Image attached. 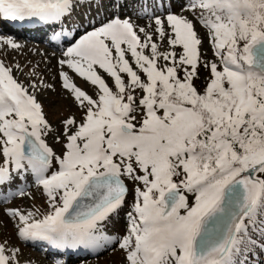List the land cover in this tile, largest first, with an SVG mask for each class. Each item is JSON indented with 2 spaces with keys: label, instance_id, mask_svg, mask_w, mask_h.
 <instances>
[{
  "label": "snow or ice",
  "instance_id": "1",
  "mask_svg": "<svg viewBox=\"0 0 264 264\" xmlns=\"http://www.w3.org/2000/svg\"><path fill=\"white\" fill-rule=\"evenodd\" d=\"M93 3L104 7V0H0V22H62L77 4ZM136 3L159 39L181 51L161 52L152 32L116 14L77 39L59 63L92 93L59 73L82 110L54 138L60 155L42 139L52 132L42 105L0 64V194L13 174L30 173L51 209L35 220L7 214L19 218L21 240L45 241L61 254L118 245L125 264H248L250 248L264 251L253 239L264 241V0L181 5L206 29L213 61L204 59L193 21L171 12L162 19L148 0ZM0 43L20 47L10 37ZM201 66L208 76L198 88ZM125 179L133 200L117 238L103 227L124 206ZM14 259L0 244V264Z\"/></svg>",
  "mask_w": 264,
  "mask_h": 264
},
{
  "label": "rangeland",
  "instance_id": "2",
  "mask_svg": "<svg viewBox=\"0 0 264 264\" xmlns=\"http://www.w3.org/2000/svg\"><path fill=\"white\" fill-rule=\"evenodd\" d=\"M117 1H120V3L117 4L122 5L121 7H113V0L104 3V7L100 9H97L95 3L91 6L88 4H84L82 6L77 4L72 10L68 26L71 25L73 26L71 27L73 30L80 31V29L92 24H98L100 22L103 23L104 18L110 15H127L130 22L137 26V31L139 28H145L147 31L153 33V41L157 43L158 49L161 52L174 50L179 53L181 51L179 47L170 49L166 39L164 41L159 39L153 31L155 27L154 20L143 18L144 12L140 10V5H138L139 10H136V4L132 6L131 2H126L125 0ZM179 2L184 4L186 0H162L161 5L148 3V11L155 16H160L165 12H171L172 14L193 21L196 32L203 40V44L200 46V51L204 59L209 61L215 60V57L210 50L208 40L206 39V29H204L200 23L194 19L193 13L189 11H182ZM198 11L199 10H197V12ZM137 13H139V15ZM165 17V15L161 16L162 19ZM163 26L165 31L170 32L166 19L163 20ZM142 35L143 34H141V37ZM20 36L28 37L27 35ZM41 39L43 38H40V40ZM21 41L15 40L14 42L19 45L23 44L22 42H25ZM27 44L31 45L27 47V51L33 55L25 53V50L21 48H11L14 56H23L22 58H17L15 60L17 63L14 61L13 56L5 54L7 46L1 43L0 56L9 64L7 65L10 66L8 68L12 70L11 74L13 78L28 89L32 95L36 96L37 101L42 105L45 117L52 129L51 134L43 136L42 139H44L47 145L52 148L57 155H60L62 152V146L57 143L54 138L62 130L63 120L69 117H74L77 122H79L82 118V110L73 101L71 95L62 87V84H59L57 73H60L61 71L65 72L73 83L81 87L83 90L88 91L89 94L92 93V89L86 86L81 78L76 76V74L68 69L66 65L62 66L59 63L61 60L68 59V57L64 56V52L66 50H62L59 54H54L52 50L46 49V47L42 44ZM40 48H45L43 49V57L41 56V51L38 50ZM145 54H148L147 50ZM58 55H60L59 58H57ZM126 58L129 59L131 63L130 55L126 56ZM161 63H164V61L161 60ZM201 63H203V61ZM132 66L135 69V65L133 64ZM97 71L110 86L113 84L111 78L103 73L102 70L97 69ZM121 75L124 76L125 82H127V77L124 74ZM207 76V71L201 66L199 70V79L195 82L198 88H201L204 85ZM32 85H36V87L34 88ZM52 170H55V165ZM260 178H264V176H261ZM124 182L129 189L124 206L120 209L119 214L110 217V219L105 222L103 227V231L106 235H115L117 238L125 234L127 227L126 213L130 210V205L133 200L132 189L134 185L131 181L126 179ZM30 188L25 187L20 189L23 190L21 193L25 192L27 189L29 190ZM14 196L15 195L0 203V207L6 206L0 208V244L5 247V255H14L15 259L11 260L10 264H55L54 261L47 259L44 255H40V252L32 250L24 245L17 235V228L21 226L19 218L9 216L7 214L9 210H18L25 216L32 213L33 215L31 219L33 220L41 219L44 215L51 211L43 189L41 187L38 188L37 186H32V189H30L26 194ZM188 199L189 203H191V195H188ZM110 231L113 232V234ZM253 239L264 243V241H260L259 237L255 234H253ZM245 255L247 256L248 264H264V251H261L258 246L250 248ZM71 264H125V260L123 252L118 248V245H110L105 247L103 250H100L92 257H86L83 260H77Z\"/></svg>",
  "mask_w": 264,
  "mask_h": 264
},
{
  "label": "bare ground",
  "instance_id": "3",
  "mask_svg": "<svg viewBox=\"0 0 264 264\" xmlns=\"http://www.w3.org/2000/svg\"><path fill=\"white\" fill-rule=\"evenodd\" d=\"M116 1V3H120V1H117V0H115ZM70 16L71 15H69V16H66V17H68V18H70ZM110 17H112V15H110V16H108V17H106V18H104V21H106V20H108ZM100 23H102V22H100ZM100 23H98V24H100ZM98 24H92V25H98ZM71 26V25H70ZM70 26H68L67 25V27H70ZM66 27V28H67ZM71 27H73V26H71ZM87 27H89V26H87ZM73 29V28H72ZM1 31H8V32H11L9 29H7V28H2V30ZM79 30H72V32H73V34H75L76 32H78ZM17 35H27L29 38H31V39H34V40H40V38H44L42 35H40V34H35V33H33V32H28V33H25V32H21V33H18ZM73 39V38H72ZM72 39H70V40H66L64 43H66L67 42V44H66V47H68L69 45H70V42H71V40ZM55 53L56 54H59V49H55ZM54 53V54H55Z\"/></svg>",
  "mask_w": 264,
  "mask_h": 264
}]
</instances>
